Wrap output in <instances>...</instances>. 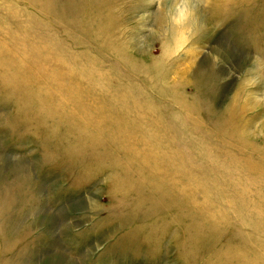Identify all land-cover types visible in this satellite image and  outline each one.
<instances>
[{"label":"rangeland","instance_id":"1","mask_svg":"<svg viewBox=\"0 0 264 264\" xmlns=\"http://www.w3.org/2000/svg\"><path fill=\"white\" fill-rule=\"evenodd\" d=\"M0 264H264V0H0Z\"/></svg>","mask_w":264,"mask_h":264}]
</instances>
